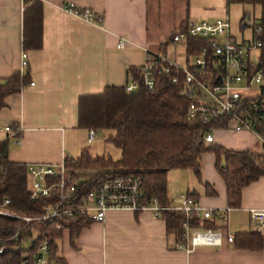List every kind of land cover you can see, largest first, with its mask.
I'll return each mask as SVG.
<instances>
[{"label": "crops", "instance_id": "obj_1", "mask_svg": "<svg viewBox=\"0 0 264 264\" xmlns=\"http://www.w3.org/2000/svg\"><path fill=\"white\" fill-rule=\"evenodd\" d=\"M67 5L89 12L92 20L65 12ZM228 7L227 0H31L27 6L23 0H0V79L21 74L23 53L28 58L23 75L29 78L0 109V142H9L8 161L59 166L85 149L93 156L90 146L96 139L88 144V131L78 127L79 98L125 87L129 70L140 67L147 53L167 55L162 45L175 31L189 21L228 17ZM37 24L40 47L25 49L23 39H31ZM211 134L212 146L260 156V145L249 133L216 129ZM211 158L208 153L200 157V180L195 176L176 196L167 189L169 200L192 194L203 208H227L226 188ZM252 210H264V177L241 189L239 207L229 213V233L253 231ZM178 244L162 218L110 210L103 223L91 222L74 240L65 231L57 257L63 264H264V249L223 242L187 251Z\"/></svg>", "mask_w": 264, "mask_h": 264}, {"label": "trees", "instance_id": "obj_2", "mask_svg": "<svg viewBox=\"0 0 264 264\" xmlns=\"http://www.w3.org/2000/svg\"><path fill=\"white\" fill-rule=\"evenodd\" d=\"M25 6L31 0H23ZM228 5L250 4L261 9L257 25L261 28L260 37L251 35L250 40H261L264 44V0H227ZM35 7V5H34ZM28 11L24 10L25 25L28 28ZM83 14L84 11H78ZM245 19L240 20L242 24ZM255 23L251 24L254 25ZM186 25L178 30L185 31ZM177 30V31H178ZM175 31V32H177ZM170 36V38L175 34ZM38 24L31 28V39L24 37L23 47H40ZM187 54H197L205 46L204 41L188 40ZM166 47V43L162 48ZM259 69L262 73V83L256 97L257 103L264 106V48L260 51ZM139 84L136 91L127 93L125 88H106L97 95L81 96L78 100V127L84 130L112 131L108 139L115 148L121 151L119 161L113 162L105 157H93L88 149L82 151L76 160L65 159V168L72 177L71 185L77 184L76 192L86 195L99 184L116 177L135 176L141 181L142 190L147 201L155 200L160 205H167V174L172 170L190 169L200 180L199 159L206 153L216 157V170L221 176L226 188L227 207H239L241 189L264 177V162L260 156L248 151L227 152L221 148L206 144L204 136L216 129H226L227 119H219L209 124H193L187 121L188 103L181 97L184 86V74L172 70L161 75L153 91L147 90L136 73L129 70ZM176 78L175 84L171 79ZM28 75L16 73L7 79H0V109L5 107L7 97L19 94L28 83ZM257 123L258 129L264 134V112ZM9 142H0V206L5 200L10 204L6 210L15 214L39 216L45 200L32 202L28 188L27 167L8 161ZM224 158V165H220ZM196 198L192 194H188ZM161 218L165 220L169 232L174 234L180 243V230L184 217L176 212H164ZM91 222L76 218L73 220H50L33 222L28 225L14 219L0 217V243L4 234L9 231L13 236L17 230L21 234L16 241L3 244L13 247L0 254V264H20L25 255L30 258L38 246L45 240L50 251V260L54 264H63L57 257V242L63 233L56 231L60 225L75 239L82 229ZM197 224V225H196ZM194 226H199L198 222ZM206 229H215L211 222H202ZM30 241V249L23 250L25 240ZM2 244H0L1 248ZM234 246L238 249H264V235L256 231L234 235Z\"/></svg>", "mask_w": 264, "mask_h": 264}, {"label": "built area", "instance_id": "obj_3", "mask_svg": "<svg viewBox=\"0 0 264 264\" xmlns=\"http://www.w3.org/2000/svg\"><path fill=\"white\" fill-rule=\"evenodd\" d=\"M63 10L92 20L89 12L79 14L71 5L64 6ZM240 25L242 26L240 29L250 28V38L251 35L260 37L262 34L256 23L248 26L243 22ZM188 40L204 41L205 46L201 47L197 54L188 56L186 55ZM180 44L183 45V62L162 53H147L144 63L136 68L144 87L153 91L161 75L172 70L182 72L184 86L181 97L188 103L187 121L193 124H209L219 119H227V130L249 133L258 141L260 157L264 162V134L257 127V123L262 119L264 106L259 105L256 100L262 83L259 60L260 51L264 48L263 42L257 39L253 41L249 39L245 43L235 42L231 35L230 21L225 16L214 23L187 22L185 31L175 32L166 42V47L176 52ZM120 46H124L123 41ZM27 68V54L23 53L21 75ZM176 82V78L171 79L172 84ZM138 87V82L129 77L124 88L127 93H132ZM4 131L10 132L11 129L6 127ZM95 139L96 132L89 130L87 143L91 144ZM204 141L206 144L213 142L211 132L204 136ZM27 176L30 200L47 201L42 207L41 215L29 216L9 212L6 207L10 202L5 200L0 206V217L14 219L25 225L76 218L103 223L106 213L110 210H125L134 214L149 212L156 218H161L164 212H176L184 217L178 248H185L188 251L196 247H219L223 242L234 243V236L227 228L231 208L206 209L196 198L188 194L170 199L167 205H160L155 200L147 201L141 181L135 176L116 177L105 181L82 196L76 192L77 184L71 185L72 177L64 163L59 166L30 165L27 167ZM249 220L254 224V231L264 235V210L250 211ZM197 222L199 226H194ZM202 222H211L218 227L206 229L201 226ZM56 231L65 232L60 225L56 226ZM20 234V230L13 236H10L9 231L6 232L0 243L2 244L0 254L14 249L3 244L18 240ZM35 238L36 236L27 240L32 241ZM23 245V250L30 249V246L24 248ZM20 264H54L50 260L47 242L44 240L31 258L25 255Z\"/></svg>", "mask_w": 264, "mask_h": 264}, {"label": "rangeland", "instance_id": "obj_4", "mask_svg": "<svg viewBox=\"0 0 264 264\" xmlns=\"http://www.w3.org/2000/svg\"><path fill=\"white\" fill-rule=\"evenodd\" d=\"M228 19L231 24V34L233 40L237 43H245L250 39V28L240 29V20L245 19V23L250 26L253 23H257L261 9L258 6H251L250 4H229L228 7ZM242 28V26H241ZM168 57L183 62L184 56L182 47L178 48V53L175 56L174 51L171 48L166 49ZM114 133L112 131H98L96 140L90 146V151L94 157H105L111 159L113 162L119 161L121 157V151L115 148L108 139ZM211 161L216 164L214 155L211 153ZM203 165L205 162L203 161ZM220 165H224V158H221ZM195 180V175L190 169L172 170L167 174V189L168 194L176 196L178 189L183 186H188L189 181ZM185 191V190H184ZM186 192V191H185ZM184 193V192H183ZM30 240H27L23 245L24 248H28Z\"/></svg>", "mask_w": 264, "mask_h": 264}]
</instances>
